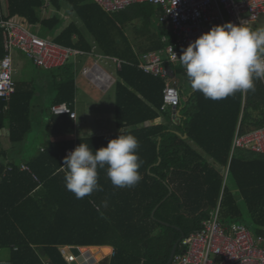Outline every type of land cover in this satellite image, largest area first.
<instances>
[{
  "label": "trees",
  "instance_id": "trees-1",
  "mask_svg": "<svg viewBox=\"0 0 264 264\" xmlns=\"http://www.w3.org/2000/svg\"><path fill=\"white\" fill-rule=\"evenodd\" d=\"M50 2L56 12L62 10L63 2L83 23L99 51L123 62L118 72L124 84L117 85L116 122L118 128H133L130 134L139 142L141 179L133 187L116 188L106 170L98 169L102 191L77 199L66 189L65 173L60 171L66 150L76 142L86 143L93 150L106 147L119 134L76 140L73 119L51 111V144L29 163L39 182L17 168L7 172L0 166V249L17 248L11 264H68L60 254L63 246H110L114 249L110 264H167L173 247L183 236L202 228L219 200L220 211L226 214L222 216L225 224L244 223L255 234L262 233L264 155L253 154L247 160L235 154L230 160V154L238 130L247 133L264 126V80L255 81L254 91H238L219 100L205 98L191 89L190 96L181 100L180 122L175 124L171 110L161 112L164 81L138 67V54L163 49L166 44L161 38L170 35L161 25L155 34L151 33L153 20L162 14L159 6L138 4L106 14L93 0ZM45 4L46 0H7L6 17L0 0V21L21 19L30 26H41L42 36L53 37L58 44L91 51L77 24L62 30V19L57 14L42 17ZM136 21L142 22L141 30L134 32L137 39L141 38V43L136 44L138 53L124 32ZM251 29H258L257 24ZM5 55L0 29V61ZM54 91L51 108L73 105V64L65 66ZM35 96L33 82L22 81L16 83V94L9 103L0 100V131L7 127L12 143L24 141L32 129ZM160 117L164 124L146 126ZM208 159L222 168L229 166V174L246 205V215L231 192L223 190V177Z\"/></svg>",
  "mask_w": 264,
  "mask_h": 264
},
{
  "label": "built area",
  "instance_id": "built-area-1",
  "mask_svg": "<svg viewBox=\"0 0 264 264\" xmlns=\"http://www.w3.org/2000/svg\"><path fill=\"white\" fill-rule=\"evenodd\" d=\"M106 13L115 14L126 8L138 4H152L162 9L159 25L168 32L161 38L166 46L158 51L143 53L139 56L138 67L144 73L160 78L164 81L163 105L161 112L179 109L182 100L180 76L186 77L179 60L174 59L173 52L179 58L183 48L210 30L213 25H222L231 22L239 25L241 20L247 21L246 26L254 27L264 16V0H93ZM50 6L46 0L45 7ZM62 19L63 15L56 12ZM7 17L8 13H4ZM25 21L17 18L0 21L3 31L5 57L0 61V100L9 103L16 94L17 74L15 52L22 53L35 66L52 70L62 68L73 59L85 55L83 51L66 47L55 42L53 37L40 36L30 30ZM171 39V40H170ZM173 40V42H171ZM117 68L123 62L115 59ZM83 74L102 88L110 83V77L99 67L85 69ZM54 115H69L76 119L77 114L71 105L60 104L51 108ZM79 144L76 142L68 152ZM248 150L255 154L264 155V126L254 128L247 133L237 131L233 144L232 154L236 150ZM14 167L8 166L7 172ZM20 172L32 175L34 180L39 179L29 166L19 167ZM60 171L66 174V167ZM70 246L60 248V254L68 264L77 262L78 257L72 253ZM179 251V253H178ZM170 264H264V231L255 234L244 223H228L222 220L220 209L211 214L203 222L202 228L184 237L178 245L177 252Z\"/></svg>",
  "mask_w": 264,
  "mask_h": 264
},
{
  "label": "clouds",
  "instance_id": "clouds-1",
  "mask_svg": "<svg viewBox=\"0 0 264 264\" xmlns=\"http://www.w3.org/2000/svg\"><path fill=\"white\" fill-rule=\"evenodd\" d=\"M246 24L241 20L239 25H213L183 48L179 58L173 52L193 91L219 100L238 91H254L255 81L264 80V28L253 30ZM138 148L135 136L121 132L96 150L80 143L63 158L66 189L77 199L102 191L98 169L106 170L114 187H133L141 179Z\"/></svg>",
  "mask_w": 264,
  "mask_h": 264
},
{
  "label": "crops",
  "instance_id": "crops-1",
  "mask_svg": "<svg viewBox=\"0 0 264 264\" xmlns=\"http://www.w3.org/2000/svg\"><path fill=\"white\" fill-rule=\"evenodd\" d=\"M1 3H2L3 12L7 14V0H1ZM50 7H51V4L48 8L45 6L42 8L41 10L42 17H44L47 10L49 11L51 10V13L53 15L56 13V10ZM158 21H159V18L158 20H155V19L153 20L154 23L159 25ZM71 23H75V22L71 21L70 23L64 25L62 27V30L65 29ZM77 26L84 33L92 50L89 52L83 51L85 55L78 57L72 62L68 63V64L74 65L75 86H76L75 100H74L73 105H71V109L73 110V112L77 114L76 119H73V121L75 122V128H76L74 139L79 140V139H85V138L106 137V136L120 134V132L122 134L132 133L133 131L132 127H129V126H124L122 128L117 127V122H116L117 85L119 83L124 84V82L118 75L120 68H117V65L114 63V60L116 58L105 56L103 55L101 51H99L94 38L91 35L87 34L83 26V23H82V27L79 24H77ZM124 32L130 38L126 29H124ZM76 39H77L76 36H74L73 40L76 41ZM134 50L136 53H138V48L136 46L134 47ZM140 55L141 54H138V59ZM17 58L16 59L18 62L19 56ZM100 61H105V64H104L105 67L100 65L99 63ZM65 66L62 68H57V69H52V70H46V69L35 66L37 69L44 70L51 75V79H52L51 83H52V89H53L52 94H51L52 101H54L55 99L54 84L62 80L64 76ZM94 66L99 67L103 73H105L106 75L110 77L111 81L107 86H103L102 88H100L91 81L90 77H87L83 74L85 69H90V68H93ZM112 68L114 69V73H113ZM17 74L15 75L16 82H22L23 80H20ZM25 81L32 82V81H27V80ZM186 82H188L187 78L180 76V88L182 91L183 101L187 97L190 96V93L186 94L184 90V84ZM180 110L181 109L179 108L174 113L173 119H174L175 124H178L180 122L179 117H178L181 112ZM45 117L46 115L44 111L40 110V103H36L35 107L32 103V109H31L32 129L28 133L24 141L19 142V143H12L9 140L8 128L6 127L5 129H3V130H7V133L3 134L2 136H1V132L3 130L0 131V166H3L5 168V171L8 166H12L17 169H19V167L22 165L29 166V163H31L34 159L39 157L41 154L44 153L46 149L49 148L51 141H52L50 138V132H49V125L51 124L52 113H50L47 119L43 120V118ZM34 118H35V121H33ZM41 122L43 123V125L41 124ZM35 123L37 125V128L35 127ZM160 124H164V119L162 117L146 123V126H157ZM33 133H37V135L42 136L43 141L37 144H34L35 142L30 141V135ZM184 138L186 139L187 137L185 136ZM189 144L191 145L193 149L198 151L200 154L204 155V153L198 147H196L192 142H189ZM235 154H237L238 156H241V158L243 159L249 160L250 158L253 157V154L255 153L248 151V150L239 149V150H236L232 154V148H231L230 160ZM208 160L209 162L213 163L211 159H208ZM213 165L216 167V169L220 172V174L223 177V172L221 171V169H224V168L218 166L215 163H213ZM226 169L228 170V172L225 175V179L223 180V190L227 188L236 199V197H238L237 194L240 195V193L232 178L231 179L234 185V189L230 190L226 186V180L229 174V166L226 167ZM79 248H83V247H79ZM99 248H109L111 250L109 254L110 260L108 262L110 264L111 259L114 256V249L110 246H104V247H99ZM99 248L98 249H84L82 250V254L86 252H91L92 257H96L101 252ZM16 251H17V248L15 247L14 248L13 247H3L2 249H0V264H11L12 254ZM105 257L106 256H104L101 260H103Z\"/></svg>",
  "mask_w": 264,
  "mask_h": 264
},
{
  "label": "rangeland",
  "instance_id": "rangeland-1",
  "mask_svg": "<svg viewBox=\"0 0 264 264\" xmlns=\"http://www.w3.org/2000/svg\"><path fill=\"white\" fill-rule=\"evenodd\" d=\"M63 1V0H62ZM62 10L60 11V14L63 15L62 18V26L72 22H75L79 25H81L82 27V23L81 21L77 18V16L73 13H71L68 9V7L62 2ZM51 8V7H50ZM48 17V16H52L51 10H47L46 14L44 15L43 18ZM157 24L153 22V25L151 26V33H156L157 32ZM257 27L258 28H264V16L261 18V20L257 23ZM142 28V22L138 21L134 24H132L129 28L126 29L128 35L130 36L131 40L134 42V45L137 47V43L140 44L141 43V38H136L135 37V30H141ZM30 30L34 33H39L40 36H42V30L41 32H38V28L35 27H31ZM17 57L19 56V60L17 62L16 59V65L17 66V75L18 78L20 80H27V81H32L33 84L36 87V96L35 99L33 101V105L35 107L36 103H40V110H43L46 117L43 118L47 119L51 113V105L53 103L52 99H51V94H52V83H51V75L49 73H47L44 70L41 69H37L30 60H28L22 53L19 52H15ZM73 59L70 61L72 62ZM101 66L105 67V61H100L99 62ZM109 69V68H108ZM113 73H114V69L112 68ZM184 90L186 94H189L191 91V87L189 85V82H186L184 84ZM33 121H35V118L33 119ZM41 124L43 125V123L41 122ZM41 125V126H42ZM35 127L37 128V125L35 123ZM7 130H3L1 132V136L3 134H6ZM30 141L35 142L34 144L37 143H41L43 141L42 136L37 135V133H33L30 135ZM221 171L223 172V180L225 179V175L227 174L228 170L226 168L221 169ZM226 186L230 189L233 190L234 189V185L232 183V179L230 174H228L227 180H226ZM237 193V192H236ZM238 197H236V202L238 207L240 208L242 214L246 215L247 214V208L245 203L243 202V200L241 199L240 195L237 194ZM220 209L221 210V202L219 200V202L217 203L216 207L213 209V212H215L216 210ZM221 214L223 217H225V212L221 211ZM247 221H250L249 218Z\"/></svg>",
  "mask_w": 264,
  "mask_h": 264
},
{
  "label": "water",
  "instance_id": "water-1",
  "mask_svg": "<svg viewBox=\"0 0 264 264\" xmlns=\"http://www.w3.org/2000/svg\"><path fill=\"white\" fill-rule=\"evenodd\" d=\"M165 224V223H164ZM167 225V224H165ZM184 238V236L182 237V239ZM178 245L179 243H177L173 249H172V252H171V255H170V258H169V261L167 264H170L173 257L175 256L176 252H177V249H178ZM99 247H83V248H79V247H74L72 248V253L78 257V261L77 262H72L71 264H93L94 263V260H91L92 259V254L91 252H86L84 254H82V250L84 249H98ZM90 260V263L88 262ZM109 264V263H108Z\"/></svg>",
  "mask_w": 264,
  "mask_h": 264
},
{
  "label": "bare ground",
  "instance_id": "bare-ground-1",
  "mask_svg": "<svg viewBox=\"0 0 264 264\" xmlns=\"http://www.w3.org/2000/svg\"><path fill=\"white\" fill-rule=\"evenodd\" d=\"M101 250L100 254L96 257H92L91 260H94L93 264H108L110 260V249L109 248H99ZM104 256H106L103 260H101ZM90 263V260L88 261Z\"/></svg>",
  "mask_w": 264,
  "mask_h": 264
}]
</instances>
